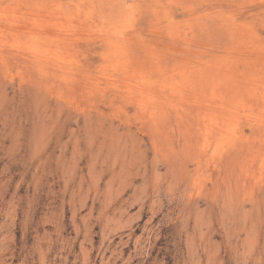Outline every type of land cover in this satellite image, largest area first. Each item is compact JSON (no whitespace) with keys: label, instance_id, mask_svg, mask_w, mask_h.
Returning a JSON list of instances; mask_svg holds the SVG:
<instances>
[{"label":"rangeland","instance_id":"obj_1","mask_svg":"<svg viewBox=\"0 0 264 264\" xmlns=\"http://www.w3.org/2000/svg\"><path fill=\"white\" fill-rule=\"evenodd\" d=\"M0 264H264V0H0Z\"/></svg>","mask_w":264,"mask_h":264},{"label":"bare ground","instance_id":"obj_2","mask_svg":"<svg viewBox=\"0 0 264 264\" xmlns=\"http://www.w3.org/2000/svg\"><path fill=\"white\" fill-rule=\"evenodd\" d=\"M63 21V20H62ZM49 52V51H48ZM37 59V58H36ZM130 81V80H129ZM204 143H206V142H204Z\"/></svg>","mask_w":264,"mask_h":264}]
</instances>
